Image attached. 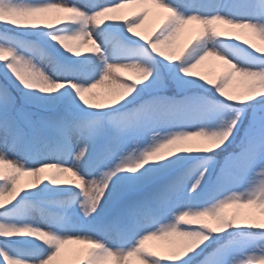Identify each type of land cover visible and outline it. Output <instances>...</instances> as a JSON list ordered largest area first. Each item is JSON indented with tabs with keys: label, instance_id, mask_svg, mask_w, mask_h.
<instances>
[{
	"label": "snow or ice",
	"instance_id": "snow-or-ice-1",
	"mask_svg": "<svg viewBox=\"0 0 264 264\" xmlns=\"http://www.w3.org/2000/svg\"><path fill=\"white\" fill-rule=\"evenodd\" d=\"M240 30L264 41V0H0V264H264V48Z\"/></svg>",
	"mask_w": 264,
	"mask_h": 264
},
{
	"label": "rangeland",
	"instance_id": "rangeland-1",
	"mask_svg": "<svg viewBox=\"0 0 264 264\" xmlns=\"http://www.w3.org/2000/svg\"><path fill=\"white\" fill-rule=\"evenodd\" d=\"M143 7H148L150 9L149 17L146 20V27H152L155 26L156 23L159 22V18L156 15L160 10L155 8L153 5L143 6V5H127L124 9H121L120 11L122 13H129L132 11L141 10ZM200 26L193 22L190 25L185 26L184 31L181 33L180 40L183 41L187 39L189 36H191L195 29L199 28ZM241 31V39H247L251 43H254L257 47L264 48V41H261L258 37H255L251 34L250 30H240ZM82 52L86 53L88 49L85 47L81 50ZM215 70L214 62H208L204 66H201V68L197 69V71H200L202 73H209L213 72ZM120 76L125 77L129 80H135L136 74L129 71H121ZM109 85L101 86L100 88L96 89L95 91L101 94L103 96L109 89ZM243 85L239 82V80H235L232 85L230 86V90H240L242 89ZM51 171V170H49ZM69 179H74V177H71L70 174H68ZM28 179L27 177H22V180ZM227 212L231 213L236 211L235 208H229L226 209ZM39 219V216L37 217ZM256 220H264V216H261L259 213V210H257L256 213ZM84 247L82 245H67L65 246V251L68 253V258H71V253L73 250ZM145 247L155 251L158 253V255L167 254L168 252V245L161 241H147L145 243Z\"/></svg>",
	"mask_w": 264,
	"mask_h": 264
}]
</instances>
